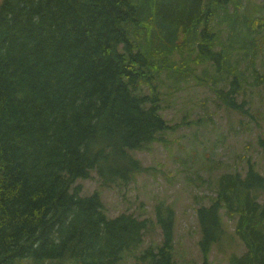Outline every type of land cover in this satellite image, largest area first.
I'll list each match as a JSON object with an SVG mask.
<instances>
[{
    "label": "trees",
    "instance_id": "1",
    "mask_svg": "<svg viewBox=\"0 0 264 264\" xmlns=\"http://www.w3.org/2000/svg\"><path fill=\"white\" fill-rule=\"evenodd\" d=\"M263 58L264 0H0V264L126 261L150 221L109 218L77 182L96 173L118 187L144 172L132 153L175 128L163 89L189 77L255 118L246 97L264 84ZM248 165L222 174L197 210L202 264L227 235L224 216L246 248L229 264H264V175ZM156 216L163 241L143 258L174 264V211Z\"/></svg>",
    "mask_w": 264,
    "mask_h": 264
},
{
    "label": "rangeland",
    "instance_id": "2",
    "mask_svg": "<svg viewBox=\"0 0 264 264\" xmlns=\"http://www.w3.org/2000/svg\"><path fill=\"white\" fill-rule=\"evenodd\" d=\"M261 1L242 0L250 7ZM258 69L264 75V58L258 62ZM196 74L203 77L204 68H198ZM171 87L163 89L166 101L162 114L175 128L160 135L161 140L150 148L132 153L144 172L128 185L118 187L103 186L96 173L76 184L82 187V196H101L109 218L128 213L150 221L143 245L122 264H149V258L143 256L150 250L158 252L163 241L156 216L158 206L174 211V264H202L197 210L211 203L217 179L225 173H245L250 162L264 175V150L258 145L264 135V84L249 86L247 92L246 98H253L251 113L259 111L255 118L242 117L220 106L210 87L192 77L179 89L171 91ZM223 219L227 235L213 248L211 264H229L231 255L246 252L234 233L235 222L225 216ZM18 264L56 263L25 259Z\"/></svg>",
    "mask_w": 264,
    "mask_h": 264
}]
</instances>
